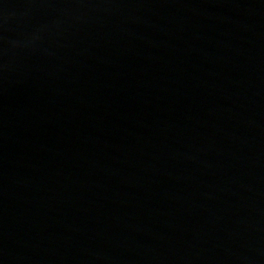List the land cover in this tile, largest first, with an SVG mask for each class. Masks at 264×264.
<instances>
[{
    "label": "water",
    "instance_id": "obj_1",
    "mask_svg": "<svg viewBox=\"0 0 264 264\" xmlns=\"http://www.w3.org/2000/svg\"><path fill=\"white\" fill-rule=\"evenodd\" d=\"M0 264H264V0H0Z\"/></svg>",
    "mask_w": 264,
    "mask_h": 264
}]
</instances>
